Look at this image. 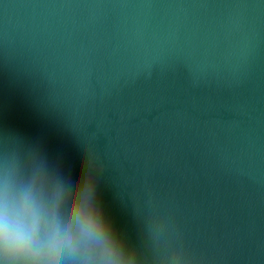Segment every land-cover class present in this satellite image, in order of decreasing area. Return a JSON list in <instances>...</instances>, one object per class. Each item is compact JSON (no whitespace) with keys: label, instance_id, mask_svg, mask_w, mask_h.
Instances as JSON below:
<instances>
[{"label":"water","instance_id":"obj_1","mask_svg":"<svg viewBox=\"0 0 264 264\" xmlns=\"http://www.w3.org/2000/svg\"><path fill=\"white\" fill-rule=\"evenodd\" d=\"M72 129L143 254L264 264V0H0V158Z\"/></svg>","mask_w":264,"mask_h":264},{"label":"clouds","instance_id":"obj_2","mask_svg":"<svg viewBox=\"0 0 264 264\" xmlns=\"http://www.w3.org/2000/svg\"><path fill=\"white\" fill-rule=\"evenodd\" d=\"M68 136L79 172L39 143L0 158V264H190L179 250L147 256L126 240L104 210L96 166L74 129Z\"/></svg>","mask_w":264,"mask_h":264}]
</instances>
